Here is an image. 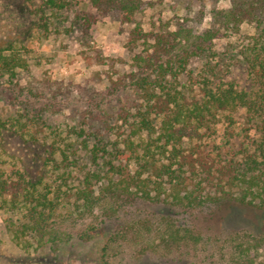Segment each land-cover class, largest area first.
I'll return each instance as SVG.
<instances>
[{"label": "trees", "instance_id": "1", "mask_svg": "<svg viewBox=\"0 0 264 264\" xmlns=\"http://www.w3.org/2000/svg\"><path fill=\"white\" fill-rule=\"evenodd\" d=\"M4 1L23 36L30 31L19 28L28 1ZM74 4L43 0L37 16L69 13ZM86 6L99 16L114 10L132 24L146 4L87 0ZM97 21L78 12L74 24ZM245 24H254L256 33L233 43ZM134 31L146 37L140 27ZM173 35L177 44L159 40L155 55L135 58L143 72H131L132 95L113 119L98 117L102 128L87 118V129H71L70 140L61 144L41 136L37 124L18 121L6 128L0 121V211L10 215L7 228L20 249L58 250L107 229L101 264H118L125 254L183 260L192 252L190 264H264V231L225 227L223 220L235 205L264 213V0H233L230 8L213 12L209 29L180 28ZM227 38L228 48L220 50L216 42ZM8 43L0 48V81L29 68L23 52ZM196 61L200 67L188 71ZM241 110L250 126L236 132L234 115ZM225 122V138L209 149L204 140ZM8 140L20 143L25 157L15 158L20 162L10 173L3 168ZM139 203L158 211L137 208ZM86 222L76 235L73 230ZM221 243L228 246L218 253L222 261H201V248Z\"/></svg>", "mask_w": 264, "mask_h": 264}, {"label": "rangeland", "instance_id": "2", "mask_svg": "<svg viewBox=\"0 0 264 264\" xmlns=\"http://www.w3.org/2000/svg\"><path fill=\"white\" fill-rule=\"evenodd\" d=\"M26 1L29 12L25 17L26 22H22L24 25L19 28L27 31L28 27L30 31L18 36L17 18L8 16L4 10L5 1L0 0V48L8 49V42L12 43V48L23 52L29 63L28 70L18 71L13 79L6 76L0 81V121L7 124L6 128H12L18 121L37 124L34 127L39 126L44 131L41 136L46 135L49 142L55 140L62 144L70 140L71 129H87V118L98 129L103 127V123L97 121L101 114L107 115L108 120L113 119L118 105L132 95L131 72H143L136 66L135 58L155 55L159 40L177 44L173 34L180 28L196 32L209 29L213 12L230 8L233 0H144L145 9L132 24L123 23L119 13L114 10H106L99 16L89 11L87 0H74L75 4L69 13L52 16L47 11V17L44 18L50 23L49 31L43 29L44 18L37 16L43 0ZM78 12L94 14L98 21L90 27L85 24L75 26ZM137 26L146 37L135 35ZM70 27L74 30L69 34L67 30ZM255 33L254 24H245L242 34L234 37L233 43ZM230 40H218V48H228ZM200 65V61L193 62L188 66V71L197 70ZM185 78L183 75L182 83L187 82ZM234 118L233 128L236 132L241 127L250 126L246 123L245 111L241 110ZM228 129L229 123H223L217 128L214 137L204 140V145L209 149L220 145ZM8 144L9 149L3 155V168L10 173L15 161H19L15 158L25 157L20 143L8 140ZM137 208L158 211V207L148 204L139 203ZM224 214L225 227L264 231V213L258 209L235 205ZM9 216L0 211V264H101L107 229L95 231L92 240L84 242L74 239L71 245L60 246L58 250L45 247L42 250L25 251L12 241L6 224ZM220 218L221 214L210 225L215 226ZM88 223L78 224L73 232L77 235ZM223 246L228 251V246L222 243L210 246L213 250L209 251L201 248V261L221 260L218 253ZM212 254L216 257H211ZM195 256L192 252L183 260L152 255L137 259L125 254L116 259L118 264H190Z\"/></svg>", "mask_w": 264, "mask_h": 264}]
</instances>
